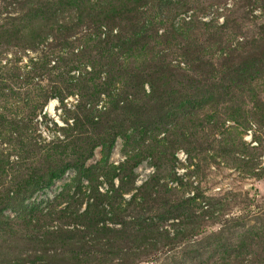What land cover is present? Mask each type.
Instances as JSON below:
<instances>
[{
  "label": "rangeland",
  "instance_id": "374dc122",
  "mask_svg": "<svg viewBox=\"0 0 264 264\" xmlns=\"http://www.w3.org/2000/svg\"><path fill=\"white\" fill-rule=\"evenodd\" d=\"M22 1L8 7L10 0H0V27L11 22L4 8L14 20L24 16ZM57 1L31 0L34 8L51 9ZM239 1L169 0L170 12L161 4L156 12V3L143 8L153 20L168 19L144 43L151 55L142 60L151 63L159 55L178 75L155 97L148 85L130 87L120 77L127 56L118 49V56L106 51L100 60L87 38L74 42L88 26L73 35L72 25L62 36L50 31L36 50L0 40V65L7 61L0 72V264H32L16 221L31 208L37 220L44 202L60 191L87 196L92 185L104 194L109 185L96 177L100 171L123 176V188L131 189L124 199L159 171L158 185H166L170 202H181L189 221L206 222L203 233L168 250L144 252L134 264H264V48L255 49L264 43V2L240 8ZM181 5L184 11L175 12ZM53 13L68 16L65 9ZM80 47L83 59L73 57ZM57 57L56 70L39 69ZM133 57L126 62L143 64ZM9 74L18 81L6 79ZM39 103L30 129L15 126ZM51 171L62 175L50 180ZM113 179L114 187L121 182ZM30 180L47 182V191L36 187L27 194ZM167 217L159 222L170 235L186 227Z\"/></svg>",
  "mask_w": 264,
  "mask_h": 264
},
{
  "label": "trees",
  "instance_id": "16d2710c",
  "mask_svg": "<svg viewBox=\"0 0 264 264\" xmlns=\"http://www.w3.org/2000/svg\"><path fill=\"white\" fill-rule=\"evenodd\" d=\"M18 1L20 0H10L8 7L16 5ZM255 1L240 0L238 4L240 8H245L254 5ZM168 2L169 0H58L55 8L51 9L48 4H37L34 8L35 3L25 0L22 3L27 11L19 21L14 20L8 8H4V13L9 15L7 17L11 22L9 25L0 27V40H17V43H20L17 45L22 49L36 50L50 31L54 32L52 35L62 36L67 33L66 26L72 25L73 35L76 33L75 30L81 29L82 25L88 26V34L78 36L74 42L87 38V40L84 39L85 43H92L96 57L100 60H105L106 51L115 53L116 50L118 56L119 50L127 56L123 57V63L120 66L122 70H119L120 77L128 81L130 87L142 89L144 85H148L151 88V96L155 97L161 95L158 94L159 90L165 89L167 82L175 81L178 75L170 69V62L160 59L161 57L158 58L159 55H153L151 63L142 60V57L151 55L144 52V43L153 41L158 36L159 27L156 25L168 19L163 16V18L153 20L151 16H148L149 11L145 12L143 8L156 3V12L160 4L161 9L165 6L166 12H170ZM59 8L65 9L68 16L65 18L61 15L60 18L54 16L53 12ZM184 9L181 5L175 9V12L184 11ZM0 15L2 16L1 12ZM174 31L178 32L175 29ZM64 42L66 44V41ZM69 46L72 47L71 44ZM261 48H264V43L255 49L260 50ZM80 49V56L74 54L73 57L83 59L85 52L83 48L80 47ZM138 54L141 55L138 56ZM131 56L141 60L143 64L137 66L134 62H126ZM156 57L157 60H155ZM60 60L57 57L55 63L53 59L47 58L39 69L54 71ZM52 61L54 63L50 67ZM80 61L76 63L82 64ZM130 63L133 64L132 67L129 66ZM6 64L7 61L3 66L0 65L1 73L5 71ZM5 78L10 82L15 79L18 81V77L13 74ZM84 82L86 81L83 80ZM19 83L25 82L19 80ZM154 83H158L156 91ZM76 87L81 89V86L76 85ZM119 101L117 100L118 103ZM40 106L42 107L40 103L37 106L36 104L31 106L27 113L29 119L22 120L21 125L17 122L15 126L23 131L30 129L31 120L36 116V110ZM86 114L88 116L89 111ZM14 155L16 159L20 157L17 154ZM5 163H8V156L5 157ZM3 168L4 166L0 165V170ZM121 171L123 175L124 172ZM60 174L62 175V172L51 171L48 176L50 180H55L61 177ZM113 176L112 173L103 171L97 173L96 177L106 179L109 185L104 194L98 192L97 188L92 185L89 187L90 194L87 196L82 193L79 194L80 197L68 196L66 192L60 191L52 199L44 202L43 210H40V217L34 221L35 223L31 218L32 211H34L32 208L28 209L19 220L16 217L15 220H18L16 222H20L25 231L22 241L31 252L32 264H134L144 252L168 250L176 243L183 241L185 237L203 233V225L206 222L202 218L195 217V221H189L187 215L183 214L181 202H170L168 191L165 189L166 185H158L161 178L159 171L156 175L153 173L148 177V181L142 183L128 199H124L123 195L131 191L130 185L129 189L123 188L121 179L123 176L118 174L114 177L121 179V182L114 187ZM38 182L41 183L43 180L37 182L30 180L29 186L25 187V192L30 194L36 190V187L47 191L48 183L44 181L40 188ZM17 188L21 187L17 186ZM24 197L26 195L13 199L14 204L18 202L20 204ZM62 202L64 206L61 207ZM83 203L85 207L81 210ZM9 209L13 212V216L17 214L14 208ZM176 210L181 213L176 215ZM155 215L159 217L156 218ZM165 215H168L167 218L180 220V223H184L186 227L170 235L166 229H162V223L159 222L165 219ZM6 220L10 221L7 217Z\"/></svg>",
  "mask_w": 264,
  "mask_h": 264
}]
</instances>
